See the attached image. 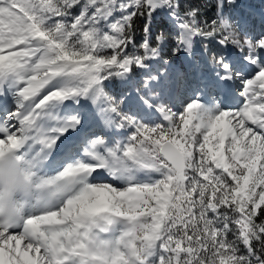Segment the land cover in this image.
Returning <instances> with one entry per match:
<instances>
[{
	"label": "snow or ice",
	"instance_id": "6c2138e0",
	"mask_svg": "<svg viewBox=\"0 0 264 264\" xmlns=\"http://www.w3.org/2000/svg\"><path fill=\"white\" fill-rule=\"evenodd\" d=\"M234 2L0 0V177L29 194L0 217V264H264V30ZM194 43L218 46L233 103L175 102L154 65Z\"/></svg>",
	"mask_w": 264,
	"mask_h": 264
},
{
	"label": "rangeland",
	"instance_id": "374dc122",
	"mask_svg": "<svg viewBox=\"0 0 264 264\" xmlns=\"http://www.w3.org/2000/svg\"><path fill=\"white\" fill-rule=\"evenodd\" d=\"M241 0H235L234 4L230 7H228L226 9V11L229 13L230 16H232L233 18H235L238 22L243 23V25L248 28L249 30L255 31V32H260L261 30H264V25L261 24H250L248 23V21L243 18L244 17V13H243V8L241 7ZM259 11H257V9H253L252 8V14L255 18H257L259 20V17L261 14V17H263L262 19L264 20V9H258ZM260 22V20H259ZM250 24V25H248ZM210 46L211 44L207 45V48H197L196 44H193L192 50L185 52V51H181V53L179 52V56H180V64L183 65L184 70H185V77L184 75L181 73V65L178 63H174V62H170L167 67H166V71H172L174 70V72L176 73V78H179V82L181 83V80L183 79L184 82V88L182 91V95H186V94H191V91L197 87H200L201 89H203L204 91L206 90V82H204V78L207 76V74H211V76L213 77V80L215 81V83L217 84V86H219V83L217 82L216 79V72H217V68L215 63L212 60V56L215 55L213 52L212 54H210ZM224 55H227V53H223ZM234 55H239L240 53L238 52H234ZM191 68V69H190ZM165 72H162L161 74H164ZM172 73V72H171ZM173 75V74H172ZM171 76L169 77V81L173 83V81H171ZM201 78V81L198 82V80ZM180 83H179V90H180ZM120 81L119 80H115L113 81V88H114V93H119L122 90H120L119 88H117L116 85H120ZM133 87L135 84V81H133ZM238 84V82H237ZM123 85V84H122ZM173 86V84H172ZM234 95H236L238 93V89L235 87L234 85ZM178 90V91H179ZM178 95V94H177ZM178 99L177 101H175L177 104H179V102L181 101L179 99V95L177 96ZM130 132V130H128ZM118 139H120V137H117Z\"/></svg>",
	"mask_w": 264,
	"mask_h": 264
},
{
	"label": "trees",
	"instance_id": "16d2710c",
	"mask_svg": "<svg viewBox=\"0 0 264 264\" xmlns=\"http://www.w3.org/2000/svg\"><path fill=\"white\" fill-rule=\"evenodd\" d=\"M242 4H241V7L243 8V13H244V17L248 23L250 24H261V22H259V20L257 18H255L252 14V8L253 9H264V0H241ZM190 3L194 4V5H200L203 9V6L208 3L209 6L207 9H204L205 12H206V18L207 17H211L212 15V12L214 11V5L209 3V0H190ZM248 24V25H250ZM171 21L167 18H158L155 22H154V35L159 33L160 31H166L168 29L171 28ZM251 26V25H250ZM142 27V22L141 21H137V29H136V39L137 41L140 40V37L142 36V32L140 31V28ZM174 35V33H173ZM173 47V45H169L167 48H165V59L168 61V64L170 62H174V63H181L180 61V56L179 54H173V52L171 51V48ZM210 54H212V52L214 54H218L219 53V48L217 45L215 44H211L210 46ZM181 53V52H180ZM167 64V65H168ZM181 65V71H180V74L182 73L185 77V70H184V67L182 64ZM154 67L156 69H158L161 73L162 72H166V67H161L160 64H156L154 65ZM133 83V82H132ZM131 83V84H132ZM117 88H119L120 90L122 91H127V92H130L133 88V85H116ZM184 88V82H183V79L181 80V83H180V90H179V99L182 100V98L185 96L182 95V91H183Z\"/></svg>",
	"mask_w": 264,
	"mask_h": 264
},
{
	"label": "clouds",
	"instance_id": "9594fccd",
	"mask_svg": "<svg viewBox=\"0 0 264 264\" xmlns=\"http://www.w3.org/2000/svg\"><path fill=\"white\" fill-rule=\"evenodd\" d=\"M19 177H12L7 172L0 177V193H2V200H0V217L7 219L8 210L14 202L19 203L28 198V193L17 187L16 181Z\"/></svg>",
	"mask_w": 264,
	"mask_h": 264
},
{
	"label": "bare ground",
	"instance_id": "6f19581e",
	"mask_svg": "<svg viewBox=\"0 0 264 264\" xmlns=\"http://www.w3.org/2000/svg\"><path fill=\"white\" fill-rule=\"evenodd\" d=\"M260 17H259V20L260 22L262 23V25H264V20L262 19L263 17H261V14H259ZM191 69V68H190ZM169 73H171L172 75V78H171V81H169V83L172 85L173 84V88L175 89L174 91V100L177 99V94H178V77L176 78V73L174 72V70L172 71H168ZM175 75V76H174ZM204 82H206V90L205 91H210L213 95H215L214 93L215 92H222V93H225V99H228L230 103H233L234 101L232 100V97L234 96V92H235V88H234V85L232 88H226L224 87L223 85L219 84V86H217V84L215 83V81L213 80V77L211 76V74H207V76L203 79ZM201 81V78L198 80V82ZM237 83V82H236ZM128 85V84H127ZM59 143V142H58ZM50 159V158H49Z\"/></svg>",
	"mask_w": 264,
	"mask_h": 264
}]
</instances>
